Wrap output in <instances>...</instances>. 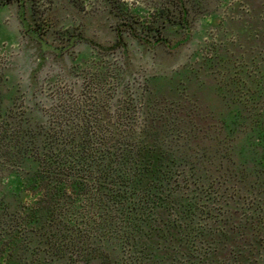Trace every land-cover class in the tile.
Wrapping results in <instances>:
<instances>
[{
	"label": "rangeland",
	"instance_id": "1",
	"mask_svg": "<svg viewBox=\"0 0 264 264\" xmlns=\"http://www.w3.org/2000/svg\"><path fill=\"white\" fill-rule=\"evenodd\" d=\"M34 8L49 23L45 46L28 31L36 32L31 0L22 11L20 0L0 4V120L9 123L0 137V261L264 264V190L258 185L253 192L240 189L234 209L225 212L229 221L207 220L202 237L194 235L196 224L184 228L167 209L166 222L180 231L170 227L175 237L157 254V238L132 237L123 226L114 230L119 223L98 220L101 210L86 195L71 193L72 204L44 211L38 223L10 220L24 205L36 206L42 187L27 186L22 161L8 153L18 123L65 141L86 121L141 130L150 116L169 109L178 115L177 126L194 130L195 141L220 142L225 159L238 161L253 150L263 163L264 0H36ZM71 33L93 41L72 40ZM149 222L152 229L167 228ZM258 238L259 248L252 245Z\"/></svg>",
	"mask_w": 264,
	"mask_h": 264
},
{
	"label": "trees",
	"instance_id": "2",
	"mask_svg": "<svg viewBox=\"0 0 264 264\" xmlns=\"http://www.w3.org/2000/svg\"><path fill=\"white\" fill-rule=\"evenodd\" d=\"M7 1L0 0V4ZM35 2L31 0L34 28L45 38L49 23L43 14H38ZM178 16L179 23L183 22V11ZM160 30L157 26V35ZM70 36V39L76 36L72 40L78 36L93 41L81 34ZM225 117L227 123L236 122L234 116ZM2 119L0 137H5L9 123L5 117ZM177 120V113L169 109L157 117L150 116V125L141 130L100 128L94 119L92 124L86 121L89 124L73 129L65 141L53 140L47 131L39 132V128L30 131L18 123V128L11 131L16 142L8 148V153H15L14 157L22 161L27 186L42 187V195L36 206L24 205L22 214L10 213L9 219L24 226L38 223L44 211L53 212L57 205L72 204L74 199H69L72 193L86 195L89 205L101 210L98 220L118 222L114 230L123 226L124 232L132 237L157 238L160 242L157 254L169 249L167 242L175 237L171 228L180 231L178 226L166 222L169 208L178 214L184 228L197 225L195 237L208 235L207 220L210 219L209 223L229 221L230 213L225 212L234 209L232 201L240 196V189L253 192L260 186L264 190V162L255 158L253 150L243 151L238 161L227 160L220 142L206 145L195 141L198 137L194 130L177 126ZM1 204L4 205L3 196H0V208ZM147 204L151 205V212L157 213V218L146 213ZM155 219L166 222L167 228L152 229L149 221ZM145 226H149L147 230ZM13 241L16 243L17 239ZM261 244L260 238L252 243L258 248ZM11 260L9 255L7 262Z\"/></svg>",
	"mask_w": 264,
	"mask_h": 264
},
{
	"label": "water",
	"instance_id": "3",
	"mask_svg": "<svg viewBox=\"0 0 264 264\" xmlns=\"http://www.w3.org/2000/svg\"><path fill=\"white\" fill-rule=\"evenodd\" d=\"M23 7H24V2H23V0H20V11H22ZM21 16H22V18H23V20H24V24H25V26L28 27V24H27V22L25 21L24 16H23L22 14H21ZM28 31H29L31 34H33L34 36L38 37V38L42 41L43 46H45V40H44L43 37L39 36V35L37 34V32H35V31H32V30H30V29H28Z\"/></svg>",
	"mask_w": 264,
	"mask_h": 264
}]
</instances>
